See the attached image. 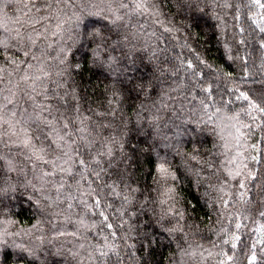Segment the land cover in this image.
I'll list each match as a JSON object with an SVG mask.
<instances>
[{"label": "trees", "instance_id": "1", "mask_svg": "<svg viewBox=\"0 0 264 264\" xmlns=\"http://www.w3.org/2000/svg\"><path fill=\"white\" fill-rule=\"evenodd\" d=\"M154 3L153 14L134 17L135 27L119 32L91 2L63 12L57 5L52 11L60 20H41L33 31L32 21L47 12L0 0V40L9 43L0 48L4 83L28 71L25 61L36 63L24 55L23 43L11 39L15 30L35 37L47 29V40L37 43L53 44L44 59L55 68L44 83L63 84L57 88L63 99L51 103L103 132L99 143L108 145L98 146L105 155L92 165L100 178L93 173L78 188L73 181L72 193L87 204L50 207L43 197L55 199L52 185L19 157L24 171L0 181L8 189L0 195V264H264L258 187L264 184V113L241 95L264 100V7L255 0ZM18 19L27 22L21 26ZM58 22L80 38L57 43L52 32ZM93 32L100 33L95 40ZM162 160L175 179L161 178ZM77 228L87 239L58 235ZM90 245L108 255L89 257ZM70 250L80 257L73 259Z\"/></svg>", "mask_w": 264, "mask_h": 264}, {"label": "snow or ice", "instance_id": "2", "mask_svg": "<svg viewBox=\"0 0 264 264\" xmlns=\"http://www.w3.org/2000/svg\"><path fill=\"white\" fill-rule=\"evenodd\" d=\"M20 2L29 12L35 9L36 12L48 13V15H42L39 19L32 21L33 31H35V24L40 23L41 20L53 18L60 20V17L52 11L57 5L62 6L59 11L63 12L64 8L68 6L84 3L85 7H87L88 3L91 2L100 9V12L106 13L105 18L114 26L117 32L121 28L135 27L132 24L134 17L151 15L153 14L152 9L155 8L154 0H27V3L20 0ZM255 2L264 7V4H260V0H255ZM9 3H11V0H9ZM26 22L17 20V23H21V26ZM15 31L16 35L11 37V39L16 40L18 43H23L26 46L24 55L30 61H35L36 63L32 64L25 61L28 71H25L24 75L20 76L15 83L9 79L5 84V75L3 74L5 69L0 68V181L3 180L7 173L24 171L27 165L19 162V157L23 156L24 161L31 164L34 170L40 171L41 175L39 178L45 184L52 185V189L56 193L55 199H52L49 195L43 197L44 200L50 201V207L53 205L59 206L70 200L87 204V201L78 200V197L72 193L73 181L78 188L81 181L90 179L93 173H95L96 179L100 178L101 172L96 171L92 165H99L101 163L100 157L105 155L104 151L97 150L98 146L100 148L108 147L107 144L100 145L99 143L98 138L104 133L98 132L91 124H86L84 119H80L77 123L71 116L61 112L59 107L51 103L52 100L63 99L57 92V88L63 87V84L52 81V83L56 84V87L51 88L44 83L46 80H50L55 68V65L48 63L44 59L48 55V49H51L53 44L49 43L45 47L37 43L38 40H47V29L44 33L36 32L35 37L31 33H21L19 29ZM52 35L57 38V43L63 41L64 44L69 41L75 42L80 38L78 33L73 34L70 26L64 28L63 24L59 22L56 25V31L52 32ZM85 35L87 36L89 33L86 32ZM90 35L95 40L97 36H100V33L93 32ZM131 35L135 37L134 33ZM125 39H128V36H125ZM8 47L7 39L0 40V48ZM60 51L64 52L65 48L61 47ZM100 51L101 46L98 45L94 52L98 55ZM52 59L56 58L52 57ZM12 62L16 63L15 61ZM60 63H64V60L61 59ZM16 69L18 71L21 70L19 64H16ZM60 74L62 72L57 73V75ZM7 75L11 77L12 73ZM241 95L244 100L249 101L253 109H259L261 113H264V100L259 102L251 101L247 95L243 93ZM201 103L204 104V101H201ZM205 109H207V105H205ZM235 118L232 117V119ZM253 119L255 118L253 117ZM4 149H8V151L5 152ZM12 149H16V151L13 152ZM111 154V149H109L108 155ZM253 159H256V157H253ZM166 164L167 161L162 160L157 166V172L165 180L170 176L175 179ZM43 165H48L49 167L43 168ZM58 174H63L58 180H46V178L56 177ZM236 175L239 176L241 173L237 171ZM251 178L255 179V176L252 175ZM240 187L244 188L245 184L241 183ZM258 187L261 196H264V184ZM6 191L8 189L0 187V195H3ZM37 191H43V187L37 189ZM259 203L264 206V199H261ZM96 204L99 206V200L96 201ZM72 207L73 205L69 203L68 208L71 209ZM59 214L54 213V215ZM259 215L264 217V211H260ZM107 219L108 217L105 216L104 220L107 221ZM78 223L81 228H87L83 218ZM105 226L109 229L113 227L110 223ZM91 227L95 228L97 225L93 224ZM239 227L240 225L237 224V228ZM6 233L7 230L5 229L4 234ZM58 235L74 236L79 240L80 237L84 236V233L80 228H77L72 232L66 229L58 230ZM84 238L87 239L86 236ZM104 239L107 241L108 237H104ZM3 242V234H0V243ZM225 242L227 243V241ZM18 247L24 252H31L30 249L24 248L23 245H18ZM89 247L92 248V251L88 253L89 257L95 258L93 253H98L100 257L108 255V252L101 247L96 245H90ZM79 248L85 249V245L81 243ZM69 254L73 259H78L81 255L79 251L72 250H70ZM33 258L35 259V257ZM255 259L256 257L253 256L252 260L255 261Z\"/></svg>", "mask_w": 264, "mask_h": 264}, {"label": "rangeland", "instance_id": "3", "mask_svg": "<svg viewBox=\"0 0 264 264\" xmlns=\"http://www.w3.org/2000/svg\"><path fill=\"white\" fill-rule=\"evenodd\" d=\"M263 87V90H264V86ZM263 97H264V92H263ZM221 120L224 118L223 116H220Z\"/></svg>", "mask_w": 264, "mask_h": 264}]
</instances>
